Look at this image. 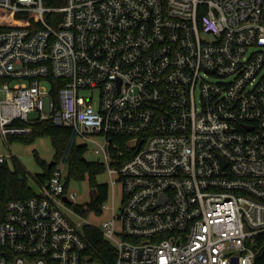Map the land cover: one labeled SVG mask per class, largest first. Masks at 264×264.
Masks as SVG:
<instances>
[{"label":"built area","instance_id":"obj_1","mask_svg":"<svg viewBox=\"0 0 264 264\" xmlns=\"http://www.w3.org/2000/svg\"><path fill=\"white\" fill-rule=\"evenodd\" d=\"M51 1L0 0V135L73 128L122 204L87 223L57 170L0 201V264H102L87 226L114 264H264V0Z\"/></svg>","mask_w":264,"mask_h":264},{"label":"trees","instance_id":"obj_2","mask_svg":"<svg viewBox=\"0 0 264 264\" xmlns=\"http://www.w3.org/2000/svg\"><path fill=\"white\" fill-rule=\"evenodd\" d=\"M65 0H53L50 4L62 5ZM60 14H56V17ZM49 18H52L49 14ZM28 26L27 22L21 23ZM30 135H43L51 137L55 148L54 160L57 162L54 167L45 165L44 174L40 176L41 181L51 178L58 170V164L64 162L68 165V176L65 178V186L72 178H84L88 172L90 183L93 187L94 198L89 207L101 213V205L108 199L109 185L107 183H97L96 175L104 172L105 166L102 163H92L86 161L87 146L78 143L75 130L66 126H55L46 121L37 124ZM55 164V163H54ZM25 169L18 160H14L13 165L9 162L0 166V201L2 204L12 199H25L36 195L25 181ZM81 211V208H79ZM85 231L92 243L91 253L93 259L102 264L115 263V248L103 237V234L93 227H85ZM264 259V258H263ZM260 260V259H259Z\"/></svg>","mask_w":264,"mask_h":264},{"label":"rangeland","instance_id":"obj_3","mask_svg":"<svg viewBox=\"0 0 264 264\" xmlns=\"http://www.w3.org/2000/svg\"><path fill=\"white\" fill-rule=\"evenodd\" d=\"M1 24H9L8 19L1 20ZM88 94V93H85ZM99 99V93L94 92V103L97 104ZM79 144L87 146L86 159L92 163H102L100 156L95 152V145L92 142L86 143L82 139H78ZM0 153L4 155H12L14 158L9 160V163L13 165L14 160H18L24 167L25 181L27 186L36 193L40 190L39 179L44 174L45 165H49L54 160L55 148L51 137L43 135H21L12 136L8 141H4L0 135ZM55 163V164H54ZM51 167L56 165V161ZM49 167V166H48ZM58 171H60L64 178L68 176V165L64 162L58 164ZM88 172L84 178H72L68 183L69 193L75 192L77 196L73 199L76 202L81 211L92 202L94 198V189L90 183ZM66 180V179H65ZM97 183L111 184L110 175L106 169L104 172L96 175ZM46 181V180H45ZM123 190L120 183H117L114 187V191L110 188L108 199L105 204L112 206V203L116 208L122 204ZM91 209V208H90ZM87 223L94 224L95 226H102L103 222L111 219V209H105L101 213L91 209L90 213L85 214ZM117 227L121 229L122 222H117Z\"/></svg>","mask_w":264,"mask_h":264},{"label":"water","instance_id":"obj_4","mask_svg":"<svg viewBox=\"0 0 264 264\" xmlns=\"http://www.w3.org/2000/svg\"><path fill=\"white\" fill-rule=\"evenodd\" d=\"M84 159L87 161V159L85 157H84ZM53 163H54V160L52 162H50L48 166L51 167Z\"/></svg>","mask_w":264,"mask_h":264}]
</instances>
